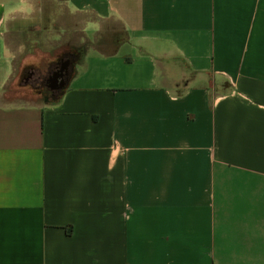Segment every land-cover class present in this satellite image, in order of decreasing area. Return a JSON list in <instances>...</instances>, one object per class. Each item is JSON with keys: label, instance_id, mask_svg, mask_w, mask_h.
<instances>
[{"label": "crops", "instance_id": "0c3cea01", "mask_svg": "<svg viewBox=\"0 0 264 264\" xmlns=\"http://www.w3.org/2000/svg\"><path fill=\"white\" fill-rule=\"evenodd\" d=\"M37 29L91 43L53 103ZM0 264H264V0H0Z\"/></svg>", "mask_w": 264, "mask_h": 264}, {"label": "rangeland", "instance_id": "374dc122", "mask_svg": "<svg viewBox=\"0 0 264 264\" xmlns=\"http://www.w3.org/2000/svg\"><path fill=\"white\" fill-rule=\"evenodd\" d=\"M37 30L28 31L19 39L12 38L15 72L8 90L18 93L20 97H34L44 102H50L58 92H53L48 87V81L53 77V71L67 61L70 54L74 56L73 60L76 66L91 43L79 33L59 36L52 29ZM89 35L92 37L93 32H89ZM90 50L88 49L87 52ZM31 72L34 74V79L30 78Z\"/></svg>", "mask_w": 264, "mask_h": 264}, {"label": "flooded vegetation", "instance_id": "af4514ba", "mask_svg": "<svg viewBox=\"0 0 264 264\" xmlns=\"http://www.w3.org/2000/svg\"><path fill=\"white\" fill-rule=\"evenodd\" d=\"M72 58H71V57ZM70 56L69 57H67V63H66V65L65 64H60V66H58V67H56V69H55V71H53V75L55 74V73H57V72H61V74H62V78H61V80L67 85V83L69 82V80H70V78H71V76H72V71H73V69H74V66H75V63H74V60H73V55L72 54H70ZM31 75H30V78H33L34 77V74H33V72H31L30 73ZM34 79V78H33ZM37 81V80H36ZM48 87L50 86V87H53L54 86V83H50V82H48ZM51 91H53V92H56V91H61V90H52L51 89Z\"/></svg>", "mask_w": 264, "mask_h": 264}, {"label": "water", "instance_id": "95a60500", "mask_svg": "<svg viewBox=\"0 0 264 264\" xmlns=\"http://www.w3.org/2000/svg\"><path fill=\"white\" fill-rule=\"evenodd\" d=\"M66 63L67 62L65 61L62 64L66 65ZM61 78H62L61 72L55 73L53 75V77L51 79H49V81H48L50 83H54V86L53 87L49 86V88L52 89V90H62L66 86V84L61 80Z\"/></svg>", "mask_w": 264, "mask_h": 264}, {"label": "trees", "instance_id": "16d2710c", "mask_svg": "<svg viewBox=\"0 0 264 264\" xmlns=\"http://www.w3.org/2000/svg\"><path fill=\"white\" fill-rule=\"evenodd\" d=\"M77 53H78V51H77ZM81 59H82V57H81ZM80 61H81V60H80ZM77 63H78V62H77ZM63 92H64V89L61 90V91H58L56 97L53 98L50 102H47V103H53V102H55V101L60 100L61 97H62V95H63Z\"/></svg>", "mask_w": 264, "mask_h": 264}]
</instances>
